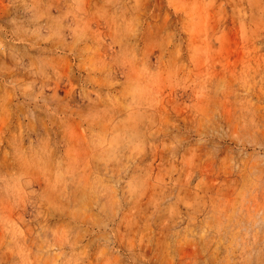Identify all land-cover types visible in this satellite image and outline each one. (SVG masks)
<instances>
[{"label": "rangeland", "instance_id": "1", "mask_svg": "<svg viewBox=\"0 0 264 264\" xmlns=\"http://www.w3.org/2000/svg\"><path fill=\"white\" fill-rule=\"evenodd\" d=\"M0 264H264V0H0Z\"/></svg>", "mask_w": 264, "mask_h": 264}]
</instances>
